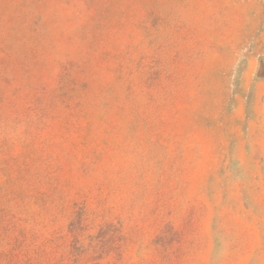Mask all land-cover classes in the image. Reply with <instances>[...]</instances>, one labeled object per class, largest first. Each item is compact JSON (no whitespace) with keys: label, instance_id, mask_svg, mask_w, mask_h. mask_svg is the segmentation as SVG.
<instances>
[{"label":"rangeland","instance_id":"rangeland-1","mask_svg":"<svg viewBox=\"0 0 264 264\" xmlns=\"http://www.w3.org/2000/svg\"><path fill=\"white\" fill-rule=\"evenodd\" d=\"M0 264H264V0H0Z\"/></svg>","mask_w":264,"mask_h":264}]
</instances>
